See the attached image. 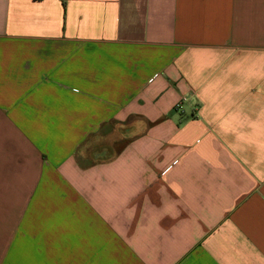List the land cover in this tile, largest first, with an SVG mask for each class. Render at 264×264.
Returning a JSON list of instances; mask_svg holds the SVG:
<instances>
[{
	"label": "crops",
	"instance_id": "0c3cea01",
	"mask_svg": "<svg viewBox=\"0 0 264 264\" xmlns=\"http://www.w3.org/2000/svg\"><path fill=\"white\" fill-rule=\"evenodd\" d=\"M0 264H264V0H0Z\"/></svg>",
	"mask_w": 264,
	"mask_h": 264
},
{
	"label": "built area",
	"instance_id": "2783aa9c",
	"mask_svg": "<svg viewBox=\"0 0 264 264\" xmlns=\"http://www.w3.org/2000/svg\"><path fill=\"white\" fill-rule=\"evenodd\" d=\"M182 104H183V102L179 103V104L176 106V109H177V110L181 109V108H182Z\"/></svg>",
	"mask_w": 264,
	"mask_h": 264
}]
</instances>
